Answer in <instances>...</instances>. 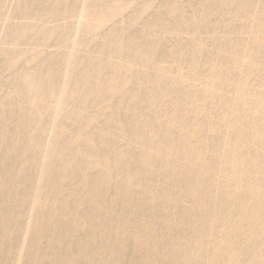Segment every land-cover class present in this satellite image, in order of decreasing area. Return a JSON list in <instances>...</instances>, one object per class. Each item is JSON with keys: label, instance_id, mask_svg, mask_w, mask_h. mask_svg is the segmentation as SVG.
Masks as SVG:
<instances>
[{"label": "bare ground", "instance_id": "obj_1", "mask_svg": "<svg viewBox=\"0 0 264 264\" xmlns=\"http://www.w3.org/2000/svg\"><path fill=\"white\" fill-rule=\"evenodd\" d=\"M0 264H264V0H0Z\"/></svg>", "mask_w": 264, "mask_h": 264}]
</instances>
